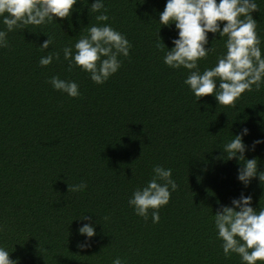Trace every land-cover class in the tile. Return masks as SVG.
<instances>
[{
	"label": "trees",
	"instance_id": "1",
	"mask_svg": "<svg viewBox=\"0 0 264 264\" xmlns=\"http://www.w3.org/2000/svg\"><path fill=\"white\" fill-rule=\"evenodd\" d=\"M92 2L78 0L62 21L14 29L0 48V247L18 264H112L116 257L124 264H241L237 254L224 255L214 214L241 193L251 195L253 208L264 207V185L253 178L244 187L236 179L244 161L227 159L222 147L247 128L245 158L264 171V143L250 150L264 139V83L235 108L211 95L196 102L183 83L189 70L165 65L166 49L157 47L160 38L172 47L176 36L174 25L158 22L166 0H104L107 21L88 11ZM255 2L264 55V0ZM104 24L131 48L120 69L96 84L80 68L68 70L63 49ZM46 35L52 42L41 49ZM215 38L208 34L213 50L198 61L201 73L226 51V37ZM47 55L52 63L40 66ZM52 76L75 81L80 95L54 90ZM157 165L172 170L177 188L153 223L151 210L145 221L128 199ZM81 182L83 191H71ZM84 223L96 235L81 249Z\"/></svg>",
	"mask_w": 264,
	"mask_h": 264
},
{
	"label": "clouds",
	"instance_id": "2",
	"mask_svg": "<svg viewBox=\"0 0 264 264\" xmlns=\"http://www.w3.org/2000/svg\"><path fill=\"white\" fill-rule=\"evenodd\" d=\"M78 0H0V18L5 30H0V48L7 47V33L21 26H41L52 21L70 18ZM145 0H140L144 3ZM88 5V0H83ZM104 11H101V10ZM258 9L255 0H166L163 11L159 12V24L171 27L174 25L176 36L172 38V47L162 42L163 63L170 68L189 70L183 83L188 86L196 98V102L204 96H213L217 104L236 107V101L245 91L260 89L264 83V55L261 51V40L256 32L257 21L251 13ZM88 11L100 13L96 19L107 21L104 0H93ZM71 27V24L69 25ZM87 27V26H85ZM87 35L78 39L73 46L63 49L64 60L68 62V70L73 66L89 74L96 84H103L121 67L119 57H128L131 44L128 39L110 25H92L87 27ZM215 40L224 39L223 55L218 56L211 68L201 73L198 61L207 59L211 52L208 45V34ZM45 34V33H44ZM39 47L47 49L51 37L46 35ZM59 59L58 54L55 55ZM54 55L41 57L40 66L52 63ZM48 83L54 90L65 93L71 98L80 95L79 85L72 80H63L52 76ZM249 130L242 128L233 135V139L222 147L227 159L243 160L237 169L236 179L247 187L253 178H258L264 185V171H258L256 158L246 159L245 152L249 146L243 141ZM264 139L254 140L250 150ZM225 157V156H224ZM223 157V158H224ZM225 159V158H224ZM226 159V160H227ZM153 176L146 185L133 191L128 205L137 216L145 221L149 218L153 223L159 221V209L170 200L171 192L177 188L172 178V170L162 166H154ZM86 184L81 182L71 186V191H83ZM69 190V187H68ZM251 195L240 194L231 200V206L222 205L214 214V226L217 238L222 241L221 247L225 256L235 253L241 264H264V207L253 208ZM87 219V217H83ZM78 234L84 241L78 243L81 249L90 247L91 238L96 235L92 223H84L78 228ZM5 248L0 247V264H18L10 259ZM112 264H124L116 257Z\"/></svg>",
	"mask_w": 264,
	"mask_h": 264
}]
</instances>
